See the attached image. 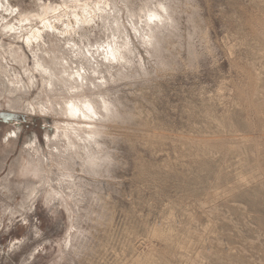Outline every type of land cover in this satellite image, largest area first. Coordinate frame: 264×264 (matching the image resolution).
Segmentation results:
<instances>
[{
  "label": "rangeland",
  "instance_id": "rangeland-1",
  "mask_svg": "<svg viewBox=\"0 0 264 264\" xmlns=\"http://www.w3.org/2000/svg\"><path fill=\"white\" fill-rule=\"evenodd\" d=\"M39 1L0 17L41 1L67 17L64 0ZM82 2L97 17L59 46L96 85L78 98L108 107L95 140L53 159L55 118L39 109L53 97L26 44L41 24L18 35L0 18V64L24 87L0 98V264H264V0ZM35 143L42 179L19 166Z\"/></svg>",
  "mask_w": 264,
  "mask_h": 264
},
{
  "label": "bare ground",
  "instance_id": "bare-ground-1",
  "mask_svg": "<svg viewBox=\"0 0 264 264\" xmlns=\"http://www.w3.org/2000/svg\"><path fill=\"white\" fill-rule=\"evenodd\" d=\"M68 3H70V5H68ZM89 3L82 2V0H70V1L64 0L63 2L64 7L66 9L68 8V15L66 18L64 12L63 15L57 13L60 6L52 5L51 3L46 5V3L42 1L38 11L24 12V13L22 12L21 14L18 15V18L14 20L15 21L14 24L13 23L8 24L7 21L4 19L5 17L4 18L3 16L0 17L2 18L1 21L2 20L4 21V22L2 21L4 24V26L2 27L3 30L9 33L16 31L18 35H21V33L25 30H29V32H31V27L37 28V25L41 24L42 27L41 29L35 30L30 33V36L26 40V44L28 47H30V49H32L36 53V54L34 53L35 54L34 58L36 60L34 69L37 72L38 70H41L43 72L42 79L43 81L45 80L44 84L46 85V91L49 94H51L53 97L52 100L49 101L46 100L47 102H42L39 104V109L42 114L48 116L52 115L55 118L54 122L56 123L55 126L56 131L52 137L53 139H51L48 133L45 134L47 149L56 151V155L51 151L49 152L50 157L52 159L54 157L55 158L60 157L62 153L71 152V150L72 151L79 150L80 147L78 144H76L74 139L79 138V140L82 141L83 137H81L82 136L81 133L83 135L86 134L88 136V139L95 140L98 124L95 123L97 124L95 125L94 123L89 122V121H93L91 115H94L96 117L98 115L99 110L102 109V105L104 110H107L108 107L106 99L102 97H97V98L95 97L94 101L89 100L88 97H87L88 100L78 98L79 96L77 95L81 94L82 92H86L85 88L89 89L90 88L89 86L94 88L96 85L93 83V79L91 77L89 69H86L84 67L85 65L84 64L85 62L83 63L84 56L77 53L71 47H69L71 45L69 42L67 44L68 45L67 50L63 49L65 47L59 46L60 44L59 38H64V37L69 39L71 38L72 41L73 36L77 34V30L79 28L81 30L82 29L81 27L85 28L89 26L94 21V18L97 17V11L95 5L94 4L90 5ZM70 7L71 8L73 7V9H70ZM2 10H4V12H7V14L9 15L14 14L13 7L10 5L9 0H0V11ZM50 14L52 15L50 17L51 20L47 19L49 18ZM159 16L160 15L158 14H154L153 18H156L157 21V18H159ZM148 22L152 23V21L149 19ZM44 34H46V36H48L49 39L48 40L49 44L47 43L48 44L47 49L44 48L46 44L44 45L41 43L42 41L41 39L44 38ZM72 45L75 44L73 43ZM109 51L111 50L109 49ZM70 52L74 54V56L69 57ZM118 54L121 55L120 52H118ZM10 56L13 59L16 56V53L14 51L10 52ZM112 56L115 57L117 55L112 54ZM40 58L44 60H51L52 62L51 64L46 63L45 65ZM78 63L80 67L77 66ZM71 64L76 65L74 70L72 69ZM34 79H35L34 75H31L30 80L32 85H35L36 83ZM7 88H10V91L8 92L7 95L16 94L15 97L17 98L20 97L21 96L20 93L24 91L23 83L18 78V76L17 75L15 76V74L11 72L10 68L7 65L2 66L0 64V98L2 97L1 95H3L2 94L3 89H7ZM6 104L9 109L12 108L15 109V107H18V102L15 100L14 97L8 98ZM10 114L15 115L14 113H10ZM81 119L83 120L81 121ZM9 141L10 139L7 140V142ZM62 143L64 145L60 147L59 145ZM30 152L31 153H28V158L24 159L23 157V159L20 160V162H22L21 165H19L22 170L21 173L31 176L33 174L34 177H38L39 179H42L44 178L43 177L44 172H46L45 169L46 165L44 161L45 160L44 157H46L45 152L42 148L36 145V143L35 145L32 144ZM34 158H36L37 165L33 164L35 162ZM17 166L16 168H19ZM40 175L42 178L39 177Z\"/></svg>",
  "mask_w": 264,
  "mask_h": 264
}]
</instances>
